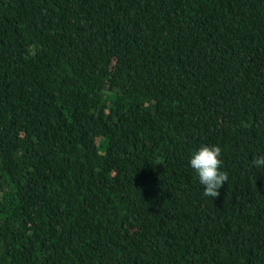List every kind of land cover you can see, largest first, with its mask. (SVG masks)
<instances>
[{
  "label": "trees",
  "instance_id": "obj_1",
  "mask_svg": "<svg viewBox=\"0 0 264 264\" xmlns=\"http://www.w3.org/2000/svg\"><path fill=\"white\" fill-rule=\"evenodd\" d=\"M262 155L264 0H0V264H264Z\"/></svg>",
  "mask_w": 264,
  "mask_h": 264
},
{
  "label": "clouds",
  "instance_id": "obj_2",
  "mask_svg": "<svg viewBox=\"0 0 264 264\" xmlns=\"http://www.w3.org/2000/svg\"><path fill=\"white\" fill-rule=\"evenodd\" d=\"M220 152L218 145H201L188 158V166L193 170L198 183L203 186V194L210 198L218 195V190L228 179V173L219 167ZM251 166L256 169L264 168V155L255 157Z\"/></svg>",
  "mask_w": 264,
  "mask_h": 264
}]
</instances>
